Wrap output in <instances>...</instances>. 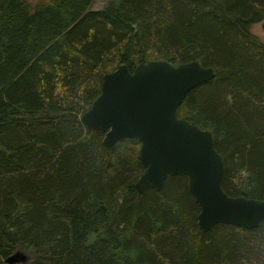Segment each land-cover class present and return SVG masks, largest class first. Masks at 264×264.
I'll list each match as a JSON object with an SVG mask.
<instances>
[{
  "label": "trees",
  "instance_id": "1",
  "mask_svg": "<svg viewBox=\"0 0 264 264\" xmlns=\"http://www.w3.org/2000/svg\"><path fill=\"white\" fill-rule=\"evenodd\" d=\"M93 2L0 0V264H264V223L202 231L186 174L140 194L141 142L81 119L119 64L199 59L217 75L178 115L215 134L229 195L264 199V0Z\"/></svg>",
  "mask_w": 264,
  "mask_h": 264
},
{
  "label": "water",
  "instance_id": "2",
  "mask_svg": "<svg viewBox=\"0 0 264 264\" xmlns=\"http://www.w3.org/2000/svg\"><path fill=\"white\" fill-rule=\"evenodd\" d=\"M216 75L215 67L199 59L178 65L151 59L133 72L121 63L103 75L101 93L81 119L90 130L105 133L108 150L123 139L141 142L146 170L135 185L140 193L160 191L169 176L186 174L201 208L197 219L202 231L219 223L257 228L264 223V199L229 195L215 134L178 115L187 94ZM26 261L21 251L6 259L9 264Z\"/></svg>",
  "mask_w": 264,
  "mask_h": 264
},
{
  "label": "rangeland",
  "instance_id": "3",
  "mask_svg": "<svg viewBox=\"0 0 264 264\" xmlns=\"http://www.w3.org/2000/svg\"><path fill=\"white\" fill-rule=\"evenodd\" d=\"M107 3H108V0H94V2L91 5V9H96V10L102 9V8H104L106 6ZM253 31L256 34H258L260 36L261 40L264 42V21L254 25L253 26ZM21 252H22L23 255H25L27 257V261L32 258V255L29 252H25V251H21ZM16 264H27V263L19 262V263H16Z\"/></svg>",
  "mask_w": 264,
  "mask_h": 264
},
{
  "label": "bare ground",
  "instance_id": "4",
  "mask_svg": "<svg viewBox=\"0 0 264 264\" xmlns=\"http://www.w3.org/2000/svg\"><path fill=\"white\" fill-rule=\"evenodd\" d=\"M144 168V167H143ZM139 192V191H138ZM140 193V192H139ZM141 194V193H140Z\"/></svg>",
  "mask_w": 264,
  "mask_h": 264
}]
</instances>
